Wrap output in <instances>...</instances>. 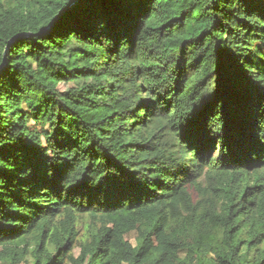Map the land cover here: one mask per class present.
<instances>
[{
    "label": "trees",
    "instance_id": "16d2710c",
    "mask_svg": "<svg viewBox=\"0 0 264 264\" xmlns=\"http://www.w3.org/2000/svg\"><path fill=\"white\" fill-rule=\"evenodd\" d=\"M74 1L0 0V262L264 264V0Z\"/></svg>",
    "mask_w": 264,
    "mask_h": 264
},
{
    "label": "rangeland",
    "instance_id": "374dc122",
    "mask_svg": "<svg viewBox=\"0 0 264 264\" xmlns=\"http://www.w3.org/2000/svg\"><path fill=\"white\" fill-rule=\"evenodd\" d=\"M215 156V155H214ZM78 229L80 231H82V234H87V233H91L94 229V226H93V223H92V220L89 219V218H86L82 224H80L78 226ZM132 239V238H131ZM78 255V252L76 253ZM0 264H5V263H2L0 262Z\"/></svg>",
    "mask_w": 264,
    "mask_h": 264
},
{
    "label": "water",
    "instance_id": "95a60500",
    "mask_svg": "<svg viewBox=\"0 0 264 264\" xmlns=\"http://www.w3.org/2000/svg\"><path fill=\"white\" fill-rule=\"evenodd\" d=\"M82 0H75L74 1V3L71 5V7H70V9L71 8H73L74 6H76L78 3H80ZM48 30V29H47ZM12 45V44H11ZM11 45L10 46H8V48H7V50H6V52H5V54H4V57L6 56V54H7V51L10 49V47H11ZM4 63L0 66V70L4 67Z\"/></svg>",
    "mask_w": 264,
    "mask_h": 264
}]
</instances>
